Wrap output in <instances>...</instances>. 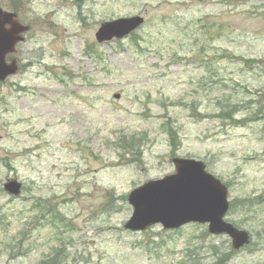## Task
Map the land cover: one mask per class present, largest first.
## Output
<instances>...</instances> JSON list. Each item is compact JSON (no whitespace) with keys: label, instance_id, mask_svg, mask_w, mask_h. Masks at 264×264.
<instances>
[{"label":"rangeland","instance_id":"1","mask_svg":"<svg viewBox=\"0 0 264 264\" xmlns=\"http://www.w3.org/2000/svg\"><path fill=\"white\" fill-rule=\"evenodd\" d=\"M0 4L31 26L0 82V264H264V0ZM135 15L133 35L97 42ZM176 157L227 184L249 245L207 224L125 229L128 194Z\"/></svg>","mask_w":264,"mask_h":264},{"label":"water","instance_id":"2","mask_svg":"<svg viewBox=\"0 0 264 264\" xmlns=\"http://www.w3.org/2000/svg\"><path fill=\"white\" fill-rule=\"evenodd\" d=\"M143 21V17L134 16L105 22L98 29L96 38L99 42L122 38ZM28 29L16 20V14L3 11L0 6V81L18 71L17 60L12 59L8 63L7 56L23 40L20 33ZM173 162L175 173L150 180L130 192L127 198L134 212L125 228L137 231L162 223L164 228L172 229L189 222H200L208 223L212 234H228L235 249L248 243L249 235L246 231L224 220L229 209L227 187L207 172L200 160L175 158ZM4 188L9 194L19 196L22 183L10 179Z\"/></svg>","mask_w":264,"mask_h":264},{"label":"trees","instance_id":"3","mask_svg":"<svg viewBox=\"0 0 264 264\" xmlns=\"http://www.w3.org/2000/svg\"><path fill=\"white\" fill-rule=\"evenodd\" d=\"M58 256H55L48 262V264H60V260H58Z\"/></svg>","mask_w":264,"mask_h":264}]
</instances>
